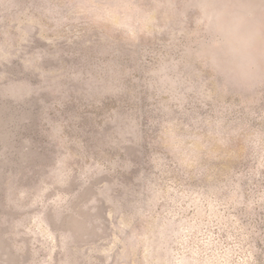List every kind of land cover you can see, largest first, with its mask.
<instances>
[{
	"label": "rangeland",
	"instance_id": "374dc122",
	"mask_svg": "<svg viewBox=\"0 0 264 264\" xmlns=\"http://www.w3.org/2000/svg\"><path fill=\"white\" fill-rule=\"evenodd\" d=\"M0 264H264V0H0Z\"/></svg>",
	"mask_w": 264,
	"mask_h": 264
},
{
	"label": "clouds",
	"instance_id": "9594fccd",
	"mask_svg": "<svg viewBox=\"0 0 264 264\" xmlns=\"http://www.w3.org/2000/svg\"><path fill=\"white\" fill-rule=\"evenodd\" d=\"M210 23H214L216 47L225 61L226 70L239 80L250 78L255 71V62L245 19L238 13L221 10L210 17Z\"/></svg>",
	"mask_w": 264,
	"mask_h": 264
}]
</instances>
